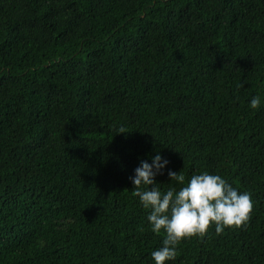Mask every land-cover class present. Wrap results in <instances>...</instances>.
<instances>
[{
    "label": "trees",
    "instance_id": "1",
    "mask_svg": "<svg viewBox=\"0 0 264 264\" xmlns=\"http://www.w3.org/2000/svg\"><path fill=\"white\" fill-rule=\"evenodd\" d=\"M157 153L253 203L165 264H264V0H0V264H155Z\"/></svg>",
    "mask_w": 264,
    "mask_h": 264
},
{
    "label": "clouds",
    "instance_id": "2",
    "mask_svg": "<svg viewBox=\"0 0 264 264\" xmlns=\"http://www.w3.org/2000/svg\"><path fill=\"white\" fill-rule=\"evenodd\" d=\"M253 110L261 105V95H253L249 102ZM125 132L123 129L117 133ZM168 164L159 153L151 157V163L140 160L129 177L133 194L143 208L148 209L146 220L152 232L163 231L161 246L150 255L155 264L174 260L177 245L182 238L202 235L214 225L215 232L225 227L240 226L249 219L253 207L251 194L240 191L220 174L208 170L192 174L186 179L183 171L169 169V182L161 189L154 177ZM151 186V187H149Z\"/></svg>",
    "mask_w": 264,
    "mask_h": 264
}]
</instances>
